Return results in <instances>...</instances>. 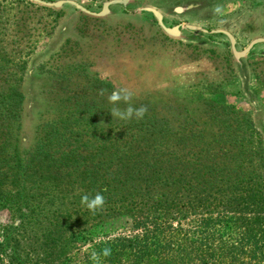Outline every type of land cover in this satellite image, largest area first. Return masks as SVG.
<instances>
[{
    "label": "trees",
    "instance_id": "1",
    "mask_svg": "<svg viewBox=\"0 0 264 264\" xmlns=\"http://www.w3.org/2000/svg\"><path fill=\"white\" fill-rule=\"evenodd\" d=\"M21 79L0 84V264H264L254 148L136 121L102 128L67 98L22 151ZM97 192L93 213L81 197Z\"/></svg>",
    "mask_w": 264,
    "mask_h": 264
},
{
    "label": "rangeland",
    "instance_id": "2",
    "mask_svg": "<svg viewBox=\"0 0 264 264\" xmlns=\"http://www.w3.org/2000/svg\"><path fill=\"white\" fill-rule=\"evenodd\" d=\"M71 1L98 13L108 0ZM125 1L96 18L67 5L53 9L0 0V84L22 75L25 96L19 149L27 150L37 125L59 115V102L70 98L71 112L83 111L102 128L136 121L141 131L205 139L221 134L230 147L254 148L259 156L253 159L264 162V44L235 60L223 35L184 28L224 30L241 51L252 39L264 38V0ZM142 8L157 11L167 28L180 25L179 36L165 35ZM21 62L23 71L16 70ZM122 88L132 93L133 107L147 106L143 119L111 115L108 95ZM7 220L0 212V222Z\"/></svg>",
    "mask_w": 264,
    "mask_h": 264
},
{
    "label": "water",
    "instance_id": "3",
    "mask_svg": "<svg viewBox=\"0 0 264 264\" xmlns=\"http://www.w3.org/2000/svg\"><path fill=\"white\" fill-rule=\"evenodd\" d=\"M29 1L34 3V4L39 5L41 7L53 8V9H59L62 6L67 5V6L73 7L76 11H78V12H80L86 16L96 17V18L103 17L105 14H107L108 13V6H112V5L124 6L126 4L125 0H111L109 2L102 4L100 12L92 13V12L88 11L87 9H85L84 7H82L81 5H79L78 3L71 1V0H58V1H54V2H44L42 0H29ZM141 11L151 14L153 16V18L155 19L160 30L165 35H167L169 37H173V38H176L179 36L180 25H176L174 27L167 28L164 26V24L162 22L161 15L157 11H155L154 9L142 8ZM184 28L187 29L188 31H195V32H200V33H204V34L223 35L228 41L230 53L235 60L243 58L250 51V49L253 46H255L257 44H264V38H254L245 46L244 49H242L241 51H236V49H235L236 43H235L234 38L228 32H226L224 30L206 31L200 27L190 26V25H185Z\"/></svg>",
    "mask_w": 264,
    "mask_h": 264
},
{
    "label": "clouds",
    "instance_id": "4",
    "mask_svg": "<svg viewBox=\"0 0 264 264\" xmlns=\"http://www.w3.org/2000/svg\"><path fill=\"white\" fill-rule=\"evenodd\" d=\"M220 9L217 8V12H219ZM105 90H101V94L104 93ZM132 98V93L128 89H119V90H113L108 95V100L110 103L114 105V107L111 110V115L118 117L122 120H130L133 117L136 119H143L144 116L148 112V108L146 105H140L139 107H133L129 101ZM121 102L128 105L126 108L121 109L116 105H119ZM106 203L105 197L101 192H97L94 196H89L88 194H85L81 197V204L86 206V208L91 212H96L99 209H102ZM103 255L104 257H107L111 255V250L108 248H105L102 250L100 254H97L93 252L92 258L93 260H98L99 256Z\"/></svg>",
    "mask_w": 264,
    "mask_h": 264
},
{
    "label": "flooded vegetation",
    "instance_id": "5",
    "mask_svg": "<svg viewBox=\"0 0 264 264\" xmlns=\"http://www.w3.org/2000/svg\"><path fill=\"white\" fill-rule=\"evenodd\" d=\"M109 1H111V0H108V1H105V2H103L102 4H104V3H106V2H109ZM199 4V3H198ZM200 5V4H199ZM110 7L111 6H108V9H110Z\"/></svg>",
    "mask_w": 264,
    "mask_h": 264
}]
</instances>
